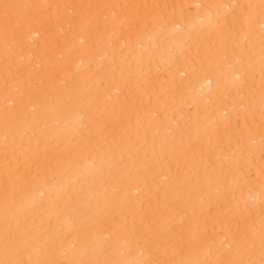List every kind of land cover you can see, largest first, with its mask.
Segmentation results:
<instances>
[{
	"label": "snow or ice",
	"instance_id": "snow-or-ice-1",
	"mask_svg": "<svg viewBox=\"0 0 264 264\" xmlns=\"http://www.w3.org/2000/svg\"><path fill=\"white\" fill-rule=\"evenodd\" d=\"M0 264H264V0H0Z\"/></svg>",
	"mask_w": 264,
	"mask_h": 264
}]
</instances>
